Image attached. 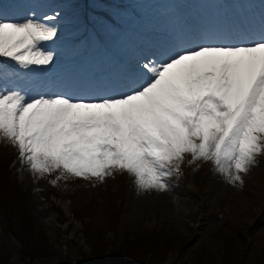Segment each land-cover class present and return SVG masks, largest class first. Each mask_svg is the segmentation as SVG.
Returning a JSON list of instances; mask_svg holds the SVG:
<instances>
[{
  "label": "snow or ice",
  "instance_id": "1",
  "mask_svg": "<svg viewBox=\"0 0 264 264\" xmlns=\"http://www.w3.org/2000/svg\"><path fill=\"white\" fill-rule=\"evenodd\" d=\"M56 35L53 24L34 17H0V58L23 68L48 65L53 53L41 43ZM143 67V83L98 100L0 90V139L18 148L33 173L59 171L53 185L126 171L138 188L164 190L185 154L242 182L240 174L264 154V34L185 49Z\"/></svg>",
  "mask_w": 264,
  "mask_h": 264
},
{
  "label": "rangeland",
  "instance_id": "2",
  "mask_svg": "<svg viewBox=\"0 0 264 264\" xmlns=\"http://www.w3.org/2000/svg\"><path fill=\"white\" fill-rule=\"evenodd\" d=\"M88 1L105 10L104 16L115 25H111L113 32L109 31L106 23L101 28L108 31L110 47L115 49L117 56L120 55L122 65H128L132 61L139 66L137 68L144 69L145 64L158 65L167 60L165 58L155 62L160 48H164L169 41L166 36L169 33L166 29L153 27L152 20L160 22L169 19V24L173 27V12L166 9L169 6L168 0H140L138 6H130L134 0H110V4L98 0ZM192 1L196 3V0H189ZM16 2H21L20 7ZM83 4L84 0H10L6 9L10 11V15L3 18L23 21L34 17L53 24L57 35L52 41L41 43L45 51L53 53L50 64L30 65L28 68L20 66L18 68L21 69L17 71L2 68L5 73L0 74V90H29L28 99L38 98L41 96L39 93L47 97L48 93L43 91V66L50 67L54 73L53 90L56 88L58 94L54 93L53 96L64 95L59 92V88L67 81L73 85L77 77L81 76L82 80L91 82V78L101 80L103 74L109 75L107 72L89 74L91 63L100 62L96 32L88 37L92 49L90 55L86 53L87 43L83 44V41L86 42L85 34L74 42L77 34L84 30L80 25L85 14ZM163 4H166L164 10ZM47 16H55L56 19L44 20ZM114 20L133 31L118 28ZM77 25L80 27L75 29ZM75 45L80 49L78 52L73 48ZM149 50L153 52L147 53ZM156 50H159L157 56L153 55ZM134 52L138 53L139 58H134ZM166 53L172 51L167 50ZM12 62L14 61L8 58H0V65ZM114 69L119 68L116 66ZM79 73L80 76H77ZM129 74L124 68L118 71L107 90L124 88ZM78 90L79 86L74 89L75 92ZM0 144L6 155L16 153L8 169L24 193L26 204L23 214L28 223L34 224L35 232L43 236L45 243L49 245L48 251L42 257L35 258L32 264H79L81 251L85 249L88 252L90 245L83 235L86 218L78 217L76 213H86V206L94 208L95 214L99 216L96 229L100 228L104 232L103 241L106 243H111L114 238L113 220L120 229L125 230L146 231L158 228L175 236L170 240L173 246H178L179 240L187 241L181 251L175 248L169 254V264H192L188 260L190 252L209 247L217 254L221 245L225 249L230 241L236 245L240 256L249 250L252 264H255L258 256L264 258V154L257 156L256 163L249 166L248 172L240 174L242 182H230L216 170L210 160L201 159L190 163L191 154H185L179 172H173L167 178L168 187L164 190L140 189L132 175L126 171H114L103 180L95 177L62 178L58 181L65 188L62 192H56L49 186L50 181L60 175L59 171L43 176L33 173L21 160L18 148L7 140L0 139ZM221 241H224L223 244ZM0 249L8 258L7 264H27L28 259L19 252L16 237L1 222Z\"/></svg>",
  "mask_w": 264,
  "mask_h": 264
},
{
  "label": "trees",
  "instance_id": "3",
  "mask_svg": "<svg viewBox=\"0 0 264 264\" xmlns=\"http://www.w3.org/2000/svg\"><path fill=\"white\" fill-rule=\"evenodd\" d=\"M4 150L0 148V222L16 237L19 252L22 257L28 259L27 264H32L35 258L42 257L48 251L49 245L45 243L43 236L35 232L36 227L28 223L23 214L25 196L8 169L16 153L6 155ZM60 184L58 181L55 185L51 183L49 187L56 192H62L65 187ZM85 210L86 213L81 211L76 213V216L86 218L83 235L90 247L88 252L85 249L81 251L79 264H169V254L174 252L175 248L181 251L188 243L179 240L178 246H173L170 240L175 236L158 228L146 231L125 230L120 229L115 220L112 226L114 238L111 243H106L103 241L104 232L100 228L96 229V222H99L100 218L95 214L94 208L86 206ZM221 242L223 244L224 241ZM188 260L192 264H252L249 250L240 256L238 248L231 241L225 249L224 245H221V250L217 254L209 247L190 252ZM7 263V256L0 249V264ZM255 264H264V258L258 256Z\"/></svg>",
  "mask_w": 264,
  "mask_h": 264
},
{
  "label": "bare ground",
  "instance_id": "4",
  "mask_svg": "<svg viewBox=\"0 0 264 264\" xmlns=\"http://www.w3.org/2000/svg\"><path fill=\"white\" fill-rule=\"evenodd\" d=\"M196 5H197V10H198V12H197L198 17L197 18H199V15H201L202 12L206 10L205 8H206L207 5H206L205 0H196ZM165 6H166V4H163L162 9L163 8L165 9L166 8ZM206 17H207V20H206V23L207 24L205 25L204 29H210V28H212L214 26V21L216 20V17L215 18L214 17H211L210 18V16H209V5L207 7V15H206ZM152 21H153V24H152L153 27L160 28V29L163 28V29H166V30H169V31L172 30V26H170V24H169L170 20H168V19L165 20V21H160V22H156L155 20H152ZM200 22H202L203 24H205V21H203V20H200ZM178 31L182 35H184V33H185L183 31V27L178 28ZM207 36H208V34H207ZM174 37H176V34H175ZM133 56H134V58H139L137 52H134ZM158 58H160V61H162V60H165L166 56H165V54L164 55H159ZM111 64L112 63L108 62L105 67L108 68L109 66H111ZM100 69H102V68H96V69L93 70V72L94 73H98L100 71ZM76 83H79V82L73 81V85H71L70 82L68 83V81H67V83H64V86H62L61 88H59V91L62 92L64 95L67 96L68 95L67 93L70 90V88L72 86L74 87L76 85ZM23 93L26 95V97L29 96V90H27V91H25ZM115 93H117V92L110 91V94H115ZM39 94L43 95V93H39Z\"/></svg>",
  "mask_w": 264,
  "mask_h": 264
}]
</instances>
